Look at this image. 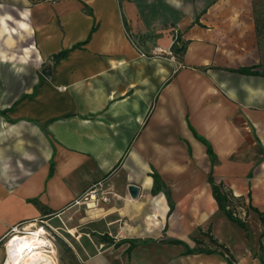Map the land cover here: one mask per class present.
<instances>
[{
	"label": "crops",
	"instance_id": "crops-1",
	"mask_svg": "<svg viewBox=\"0 0 264 264\" xmlns=\"http://www.w3.org/2000/svg\"><path fill=\"white\" fill-rule=\"evenodd\" d=\"M240 3H0V66L10 64L13 85L22 67L45 68L7 105L0 87V110L13 104L0 114V237L18 223L62 229L94 188L109 200L79 202L88 215L81 264H264V63L254 75L226 69L260 64L253 29L223 23L247 16L230 11ZM122 15L147 54L128 39ZM174 31L187 41L182 55L170 53ZM194 131L211 143L214 161ZM152 169L162 186L155 192ZM210 173L245 228L219 209ZM208 229L233 263L167 242L195 248ZM123 239L148 241L126 253Z\"/></svg>",
	"mask_w": 264,
	"mask_h": 264
},
{
	"label": "rangeland",
	"instance_id": "rangeland-1",
	"mask_svg": "<svg viewBox=\"0 0 264 264\" xmlns=\"http://www.w3.org/2000/svg\"><path fill=\"white\" fill-rule=\"evenodd\" d=\"M240 1H243V3H240L238 5H231L229 7L230 11L245 12L247 16H245L242 20L223 21V23L230 22L238 28L253 29L257 48V51L255 53L257 55V59L260 62V64L257 63L253 65L259 66L264 63V0ZM0 3L14 6L17 9L31 8V6H33L28 0H0ZM57 11L59 12L60 10L57 8ZM38 63H32L26 69L22 67L18 72L21 73L20 78L15 79V85H13L14 71L11 68L10 64L3 63L2 66H0V87L3 88L4 103L6 105L12 102L14 97L19 95L20 92L29 87L31 76L34 74L35 70L44 73L45 68H39ZM79 202L82 201L79 200ZM76 204V207L72 208L71 210L72 212L68 218L67 225H63L62 229L55 228V231H51L54 236L53 239L47 236V238L52 241L55 248L57 249V264H81L78 254L82 251V245L84 244L82 238H79V232H82L84 230L83 227L84 225H86L84 223L88 222V220L86 221V219L83 217L88 215L85 211L84 204ZM19 230H21V233L27 231L23 229ZM69 230H72L73 234H71ZM90 235L98 236L99 234L97 232H91ZM8 237L9 236L5 234L0 237V264H3L5 261L4 242ZM210 247H213V245H210Z\"/></svg>",
	"mask_w": 264,
	"mask_h": 264
},
{
	"label": "trees",
	"instance_id": "trees-1",
	"mask_svg": "<svg viewBox=\"0 0 264 264\" xmlns=\"http://www.w3.org/2000/svg\"><path fill=\"white\" fill-rule=\"evenodd\" d=\"M28 1L30 2V4L33 5V4L45 3V2L52 3V2H56L58 0H28ZM82 11L86 14L92 15V10L87 5H84V7L82 8ZM122 17H123L125 30L129 35L128 24L126 22L125 17L123 15H122ZM196 21H197V19H196ZM92 30H93V28L91 29V31ZM91 31H90V33H91ZM83 43H84V41L76 43L72 46V48L79 47ZM186 43H187V41H186ZM186 43L182 42L181 39L179 38V35H177V37L175 39H173L172 45L170 47L171 52L173 54L182 55L184 53ZM67 51L68 50L59 51L58 53L53 54L51 56V59L55 62V61L59 60L60 58L65 57L67 54ZM255 67H257V65L241 66L238 68H226V69H228L229 71L240 73V74H247V75L252 74V75H254V74H258V71L254 69ZM12 108H13V104L9 108L0 110V114L3 115L7 111L11 110ZM194 134L205 145L206 153L209 156L210 160L214 161L216 155L212 149L211 143H209V141H207L202 136L198 135L195 131H194ZM151 176L153 178V183H154L152 190L155 192V191H157V189L162 187L159 185L160 177H159V174L157 173V171L155 169H152ZM208 181H209L211 188H212L213 197L216 200L219 209L224 213L226 218L228 220L236 223L237 225L245 228V224L242 221V219L240 217H238L236 214H234V211L232 208L233 203H232L231 197H229V195L224 190L221 189L220 185L214 181V178L211 175V173L208 176ZM254 210H256V209H254ZM201 237L207 238L208 243L213 245L214 247H212L211 249L203 247L205 245V243H204L203 239H201ZM101 239L105 240V241L112 242V239L107 234H103L101 236ZM123 240H126V242L129 243V245L126 249V253H129L130 250L133 247L137 246L138 244L145 243L148 241V240H134V239H123ZM193 240L196 244L195 248H190L184 241L179 240V239H168L167 242L183 245L184 246V253H192L195 250L205 251L207 253L218 252L221 255H223L229 263L234 262V258L232 256L231 252L229 251V249L224 244L218 242L215 238H213V236L210 234V229H208L206 231L200 230L199 236L195 237ZM160 241L163 242V241H165V239H161ZM261 264H263V262H261Z\"/></svg>",
	"mask_w": 264,
	"mask_h": 264
},
{
	"label": "bare ground",
	"instance_id": "bare-ground-1",
	"mask_svg": "<svg viewBox=\"0 0 264 264\" xmlns=\"http://www.w3.org/2000/svg\"><path fill=\"white\" fill-rule=\"evenodd\" d=\"M89 202L94 204L93 201ZM37 228L32 223L24 224L22 229L26 232L21 233V230L16 229L5 240L3 264H57V249L50 239L42 235L45 229Z\"/></svg>",
	"mask_w": 264,
	"mask_h": 264
},
{
	"label": "built area",
	"instance_id": "built-area-1",
	"mask_svg": "<svg viewBox=\"0 0 264 264\" xmlns=\"http://www.w3.org/2000/svg\"><path fill=\"white\" fill-rule=\"evenodd\" d=\"M128 36V39L130 40V42L132 43V45L138 50V52L141 54V55H144L145 53H143V51L140 50V48L138 47V44L137 42L135 41V39L131 36V35H127ZM173 39H175L177 37V33L176 31H174V34L172 35ZM172 53V52H170ZM172 55H174L172 53ZM109 200V197H108V194L107 193H104V192H101L99 196H97V192L95 191L94 188H91L89 189L87 192H85L83 198H82V202H89V201H93L94 203L95 202H98V201H108ZM75 203H79V200H76ZM86 206L87 203L85 204ZM24 224L25 223H18L16 225H13L12 227H10L6 232H5V235H8L10 236L11 234H13L16 229H22L24 227ZM28 224H31V223H28ZM34 224V226H38L37 229H40V228H44L45 229V233H42L43 236H49L51 237L52 239L54 238L53 234L51 233V231H55L54 228L52 227H49L48 225L44 224L42 221H40L39 223H32ZM48 226V227H47Z\"/></svg>",
	"mask_w": 264,
	"mask_h": 264
},
{
	"label": "water",
	"instance_id": "water-1",
	"mask_svg": "<svg viewBox=\"0 0 264 264\" xmlns=\"http://www.w3.org/2000/svg\"><path fill=\"white\" fill-rule=\"evenodd\" d=\"M129 191L132 195H136V192H137V187L135 185H130L129 187Z\"/></svg>",
	"mask_w": 264,
	"mask_h": 264
}]
</instances>
